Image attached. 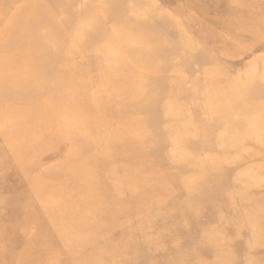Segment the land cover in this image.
Masks as SVG:
<instances>
[{
  "label": "rangeland",
  "instance_id": "rangeland-1",
  "mask_svg": "<svg viewBox=\"0 0 264 264\" xmlns=\"http://www.w3.org/2000/svg\"><path fill=\"white\" fill-rule=\"evenodd\" d=\"M0 264H264V0H0Z\"/></svg>",
  "mask_w": 264,
  "mask_h": 264
}]
</instances>
